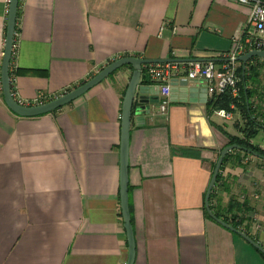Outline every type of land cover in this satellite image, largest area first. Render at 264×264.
Returning <instances> with one entry per match:
<instances>
[{
  "label": "crops",
  "instance_id": "1",
  "mask_svg": "<svg viewBox=\"0 0 264 264\" xmlns=\"http://www.w3.org/2000/svg\"><path fill=\"white\" fill-rule=\"evenodd\" d=\"M18 1L9 79L21 102L38 91L54 98L124 56L219 66L248 15L237 0ZM7 8L8 0H0V65ZM131 71L123 66L66 105L33 117L7 108L0 82V264H125L120 110ZM183 78L184 69L172 77ZM140 81L158 87L144 72ZM180 90L170 87L163 113L158 93L150 95L148 112L130 119L132 264H264L260 251L204 214L225 133L239 135L243 120L237 112L229 120L209 113L208 97L189 102ZM263 97L252 99L262 120ZM258 134L264 141V128ZM254 137L251 143L264 149ZM212 188L215 209L224 211L232 199L245 205L231 213L264 249V160L237 149Z\"/></svg>",
  "mask_w": 264,
  "mask_h": 264
},
{
  "label": "water",
  "instance_id": "2",
  "mask_svg": "<svg viewBox=\"0 0 264 264\" xmlns=\"http://www.w3.org/2000/svg\"><path fill=\"white\" fill-rule=\"evenodd\" d=\"M18 0H8L6 27H5V41L4 50L0 65V82L2 89V97L7 108L21 117H33L41 114L52 112L80 96L88 89L99 83L102 79L107 77L113 71L123 67L130 66L132 71L128 79V83L122 98L120 110V143H119V201L120 213L123 221V227L126 233L127 240V260L125 264H132L134 259V239L130 223L129 209H128V195H127V153H128V139L130 119L134 113H139L143 110L149 111L150 95L155 96L159 93L158 87H150L142 84L140 76L143 65L150 63H164V62H205L203 59H145L136 56H124L107 63L92 77L83 81L72 89L52 98L51 100L39 105H21L15 100L10 91L9 79V65L11 59V51L13 45V36L16 21ZM264 59L263 50H250L236 57V61L244 65L250 58ZM208 61V60H207ZM210 61V60H209ZM173 90L179 85L180 95L185 97L189 102L199 101L205 103L207 101L206 89L204 86L198 87L191 80L183 78L180 80L171 79L170 82ZM154 98V97H153ZM202 98V99H201ZM233 149H240L242 147L237 144H227L219 152L215 161L211 177L204 195V208L208 216L222 225L223 227L237 233L260 253L264 255V249L254 239L249 237L243 231L232 227L222 219L216 217L209 208L208 200L212 187L215 183L217 174L220 170L223 157Z\"/></svg>",
  "mask_w": 264,
  "mask_h": 264
},
{
  "label": "built area",
  "instance_id": "3",
  "mask_svg": "<svg viewBox=\"0 0 264 264\" xmlns=\"http://www.w3.org/2000/svg\"><path fill=\"white\" fill-rule=\"evenodd\" d=\"M248 8L245 24L232 39L231 49L224 55L225 61L219 66L211 61L187 62V63H150L143 65L142 72L159 88L161 100L159 113H163L167 105V97L170 92L171 79L181 70H185L187 79L200 81L205 87L208 98L228 92L232 98L238 97V76L236 74V57L250 50L264 51V0H237ZM13 98L15 94L12 93ZM15 99V98H14ZM52 98L42 91H38L30 100L21 102V105H39ZM16 100V99H15ZM230 111L219 109L215 114L224 120L232 117L235 104L231 103ZM240 230V229H239ZM242 231V230H241Z\"/></svg>",
  "mask_w": 264,
  "mask_h": 264
},
{
  "label": "trees",
  "instance_id": "4",
  "mask_svg": "<svg viewBox=\"0 0 264 264\" xmlns=\"http://www.w3.org/2000/svg\"><path fill=\"white\" fill-rule=\"evenodd\" d=\"M19 4L20 3L18 1L16 18L19 14ZM16 29L17 27L15 25V30ZM263 66L264 59L256 57L250 58L244 65L240 64V66L236 68V74L238 76L237 85L239 88L238 97L232 98L228 92H225L209 98L207 101V107L209 113L219 109L230 111L229 106L231 103H234L235 109L232 110V112H237L238 114H240L243 123L240 127H237L239 135L232 136L223 131L227 136L228 144H237L242 147V151L258 156L264 160V149L260 148L257 145H254L250 141L257 134L259 129L264 128V120H262L261 118L263 113L260 112L259 105L252 101V99H255L258 103L262 102L263 92L259 91L258 84L260 70ZM73 87L74 86L65 88L60 94L72 89ZM10 91L11 93L14 92L12 80H10ZM236 151L237 149H233L231 153L229 152L223 157L220 169L222 168L224 162L229 158V156ZM237 164H239V161H237ZM219 181L220 170L217 174L213 187L216 186ZM211 199L212 193H210L208 204L209 208L216 217L222 219L232 227L240 229L244 233H247L246 229L242 227L243 218L237 214L231 213L232 211H244V209L246 208L243 203L239 204L234 199H232L228 202L227 208L223 211L215 209V206H212ZM225 213H229V216L224 215ZM204 214L209 217L206 211H204ZM260 254L264 258V255L262 253Z\"/></svg>",
  "mask_w": 264,
  "mask_h": 264
},
{
  "label": "rangeland",
  "instance_id": "5",
  "mask_svg": "<svg viewBox=\"0 0 264 264\" xmlns=\"http://www.w3.org/2000/svg\"><path fill=\"white\" fill-rule=\"evenodd\" d=\"M264 66L261 68L260 70V77H259V84H258V87L260 88L259 91H262L263 94H264ZM264 98V97H263ZM264 136V134H262ZM254 141L257 143V144H260L264 141L261 140V134H258L254 137Z\"/></svg>",
  "mask_w": 264,
  "mask_h": 264
}]
</instances>
